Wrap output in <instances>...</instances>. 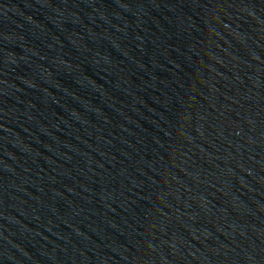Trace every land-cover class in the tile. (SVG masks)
<instances>
[{
  "label": "water",
  "instance_id": "1",
  "mask_svg": "<svg viewBox=\"0 0 264 264\" xmlns=\"http://www.w3.org/2000/svg\"><path fill=\"white\" fill-rule=\"evenodd\" d=\"M67 264H264V0L203 1Z\"/></svg>",
  "mask_w": 264,
  "mask_h": 264
}]
</instances>
